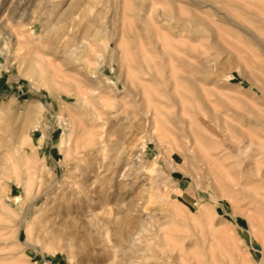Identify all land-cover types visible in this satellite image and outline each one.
Wrapping results in <instances>:
<instances>
[{"label":"rangeland","instance_id":"1","mask_svg":"<svg viewBox=\"0 0 264 264\" xmlns=\"http://www.w3.org/2000/svg\"><path fill=\"white\" fill-rule=\"evenodd\" d=\"M71 1L0 0V264H264V0Z\"/></svg>","mask_w":264,"mask_h":264},{"label":"bare ground","instance_id":"2","mask_svg":"<svg viewBox=\"0 0 264 264\" xmlns=\"http://www.w3.org/2000/svg\"><path fill=\"white\" fill-rule=\"evenodd\" d=\"M72 1H74V0H72ZM71 1V5H70V8L66 11V12H64V14L60 17V18H58V21L56 22L57 23V25H56V23H55V25H56V31L57 30H60V28H63L62 26H63V24H64V20H65V18H68V17H70V16H72L73 15V10H74V8L76 7V2L74 1V2H72ZM78 6V5H77ZM76 9V8H75ZM62 14V13H61ZM45 20H49V16H47L46 18H45ZM56 21V20H55ZM49 25L50 24H45L44 25V31L43 32H47L48 31V29H49ZM89 26V25H88ZM87 29V28H86ZM90 29V28H89ZM82 33H83V31H82ZM81 33V34H82ZM86 35V34H85ZM82 36H83V34H82ZM88 37V36H87ZM86 38H84V37H82V40L80 41L81 43L82 42H84V45L87 47V49L90 51V52H93L94 51V46L90 43H88V42H86V41H84ZM19 40V39H18ZM31 42V41H30ZM26 43V42H25ZM27 44H28V41H27ZM28 46V45H27ZM85 48V47H84ZM14 53H13V57H12V59H16L17 60V63H19V64H23V63H25L26 64V67H24L25 68V72H27L28 70H30V69H38V65L35 63V62H33L32 60H30V59H28L29 57H27V54H24L23 53V47L21 46V42H20V40L15 44V46H14ZM48 55V54H47ZM54 67V66H53ZM42 70H44V68L42 69ZM45 70H46V68H45ZM44 72V71H43ZM46 72V71H45ZM43 76V75H42ZM61 83V82H60ZM57 84H58V82H57ZM75 115V114H74ZM33 116V112H31V111H27L26 112V118H30V117H32ZM73 118H74V116H72V120H73ZM39 120V119H38ZM75 124V123H74ZM69 135L67 136V140H65L64 139V136L62 137V139H61V147H63L65 144H67V142L71 139V137H72V135H73V128H71V127H69ZM77 131V130H76ZM92 138V137H91ZM29 140V139H28ZM92 140V139H91ZM94 140V139H93ZM95 141V140H94ZM76 142V141H75ZM35 144V143H34ZM87 144V143H86ZM10 146H11V148L13 149V151L14 152H18V150L19 149H17V143H12V144H10ZM86 150V149H85ZM70 152V151H69ZM81 152V151H80ZM4 152L3 151H0V159L1 158H3V156H4V154H3ZM16 154V153H15ZM82 154V153H81ZM80 156V155H79ZM20 159L22 160H20V163L21 164H25V163H27L28 161H29V159L27 158V157H25V156H21L20 157ZM103 196V195H102ZM65 201V200H64ZM106 202V201H105ZM107 203V202H106ZM65 205V203H59V205L57 206V209H56V211L54 212L55 213V215L56 216H59V218H60V216L61 217H68L67 215V212L66 213H62V212H64V211H62V209H60V208H62L63 206ZM65 207V206H64ZM63 207V208H64ZM68 207V206H67ZM66 207V208H67ZM69 208V207H68ZM106 212V211H105ZM71 214V213H70ZM129 215V214H128ZM55 216V217H56ZM107 216V215H106ZM125 216H127V215H125ZM53 218L54 217H52V220H53ZM55 219V218H54ZM66 220V219H65ZM122 220H123V217H122ZM50 221V220H49ZM49 221L47 222V223H49ZM61 221V220H60ZM62 222H63V220H62ZM65 222V221H64ZM115 222V221H114ZM68 224H70V223H68ZM67 224V225H68ZM65 225V224H64ZM47 226V225H46ZM51 226V225H50ZM60 226V225H59ZM61 226H63V225H61ZM72 226V225H71ZM70 226V227H71ZM121 226V225H120ZM45 227V226H44ZM52 227H55L54 225H52L51 226V228ZM67 227V226H66ZM65 227V228H66ZM58 228V227H57ZM56 228V229H57ZM60 228H62V227H59V229ZM73 228V227H72ZM45 232H47L48 233V230L50 229H48V227L46 228L45 227ZM64 229V228H63ZM67 229V228H66ZM70 229V228H69ZM51 230V229H50ZM50 230H49V232H50ZM52 230L54 231V229L52 228ZM53 231H51V232H53ZM61 231V230H60ZM68 231V230H67ZM122 231V230H121ZM54 232H57V230L56 231H54ZM59 232V231H58ZM62 232V231H61ZM65 233V232H64ZM71 233V232H70ZM60 234V232L58 233V235ZM72 235V234H71ZM74 235V234H73ZM66 236V235H65ZM68 236H70L69 234H68ZM89 247V246H88ZM87 248V247H86ZM85 249V248H84Z\"/></svg>","mask_w":264,"mask_h":264}]
</instances>
